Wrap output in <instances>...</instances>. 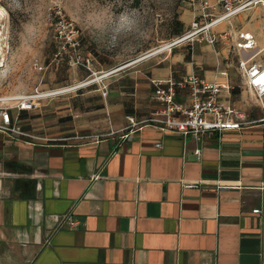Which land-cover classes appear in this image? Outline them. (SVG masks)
Here are the masks:
<instances>
[{
    "label": "crops",
    "instance_id": "obj_1",
    "mask_svg": "<svg viewBox=\"0 0 264 264\" xmlns=\"http://www.w3.org/2000/svg\"><path fill=\"white\" fill-rule=\"evenodd\" d=\"M233 22L231 49L196 55L167 77L227 82L220 99L239 128L125 129L127 116L158 108L156 74L136 70L54 119L21 111L33 139L0 132V264H264V97L239 65H264V21ZM179 99L188 102L186 91Z\"/></svg>",
    "mask_w": 264,
    "mask_h": 264
},
{
    "label": "rangeland",
    "instance_id": "obj_2",
    "mask_svg": "<svg viewBox=\"0 0 264 264\" xmlns=\"http://www.w3.org/2000/svg\"><path fill=\"white\" fill-rule=\"evenodd\" d=\"M249 1L169 0L168 12L162 18L157 13L151 34L143 43L123 54L97 46L84 30L78 16L67 3L60 4L59 0L58 6L48 13L43 48L39 54L23 42V37L19 44L15 42L14 31L23 17L12 14L8 19L0 20V69H4L5 75L12 74L8 83L0 87V96L60 92L37 101V111L47 113L48 119H54L57 111L71 107L73 99H87L86 91L94 86L105 98L109 81L125 77V73L135 74L136 70L148 74L154 72L156 75H152V78L166 79L167 73L183 72L196 55L210 53L211 57H215L222 45L231 49L232 29L235 26L233 20H239L242 26L257 20L264 21V3L257 1L247 5ZM227 4L238 11L227 13ZM140 5L141 0L131 3L133 8ZM151 7L156 9L157 6L152 4ZM222 15L225 18L215 23ZM59 20L72 25L69 32L76 33L79 42L76 48L58 37L56 22ZM225 32L227 39L221 42L210 44L204 39L206 34L218 37ZM180 38H183L181 42L170 47ZM222 41L227 42L222 44ZM33 115L39 116L40 112Z\"/></svg>",
    "mask_w": 264,
    "mask_h": 264
},
{
    "label": "built area",
    "instance_id": "obj_3",
    "mask_svg": "<svg viewBox=\"0 0 264 264\" xmlns=\"http://www.w3.org/2000/svg\"><path fill=\"white\" fill-rule=\"evenodd\" d=\"M256 2V0H250L247 5ZM226 10L228 11L227 13H235V11H238V9H233L232 5L229 4L226 5ZM56 24L58 26V37L65 44L72 45L76 48L79 44L78 40H76V33L69 32V28L72 25L62 20L57 21ZM225 37L226 32L221 33L218 37L215 34H206L204 39L208 43L214 44L219 38ZM243 37L249 39L247 33ZM182 40L183 38H180L172 42L170 47H173ZM239 45L241 46L242 44ZM247 45L251 47L249 42L243 44V46ZM239 65L245 71L247 84L253 89L257 97H260V100H262L264 96V65L257 63L249 64V60L240 61ZM151 84L153 86V99L157 103L158 108L140 121H136L134 118L127 116L129 125L125 129L133 130L150 125L162 131H172L185 136L188 134L199 135L213 130L240 127L241 123L234 119L235 117L237 118L238 113L229 104L220 99V92L222 90L231 89V86L227 82H209L195 71H190L182 74L177 79L153 78L151 79ZM185 91L188 96V102L179 99V95ZM58 93L40 94L34 92L0 96V132L10 136L29 139L37 137L34 133L21 128L19 114L23 110L37 108V101L41 98ZM101 136L81 135L76 137H79V139L94 138L95 141H98ZM196 185L194 182H183V186L185 187H194ZM253 212L260 213L261 209L256 208Z\"/></svg>",
    "mask_w": 264,
    "mask_h": 264
},
{
    "label": "clouds",
    "instance_id": "obj_4",
    "mask_svg": "<svg viewBox=\"0 0 264 264\" xmlns=\"http://www.w3.org/2000/svg\"><path fill=\"white\" fill-rule=\"evenodd\" d=\"M133 0H59L67 3L89 37L97 46L120 54L134 48L151 34L157 19L169 9V0H141L139 8L131 7ZM156 4V9L151 7ZM58 6V0H0V20L12 14L23 17L14 31L17 44L23 42L38 52L43 48L48 13ZM119 10V11H117ZM7 14V15H5ZM0 69V87L11 79Z\"/></svg>",
    "mask_w": 264,
    "mask_h": 264
},
{
    "label": "bare ground",
    "instance_id": "obj_5",
    "mask_svg": "<svg viewBox=\"0 0 264 264\" xmlns=\"http://www.w3.org/2000/svg\"><path fill=\"white\" fill-rule=\"evenodd\" d=\"M255 1V0H254ZM256 1H260V2H263L264 3V0H256ZM246 7V6H245ZM225 18V16H222L220 19H218L215 23H217V22H220V21H222L223 19ZM248 37H250V35H248ZM247 46H249L250 47V45H247ZM1 53V52H0ZM2 62V61H1ZM3 64V63H2Z\"/></svg>",
    "mask_w": 264,
    "mask_h": 264
}]
</instances>
